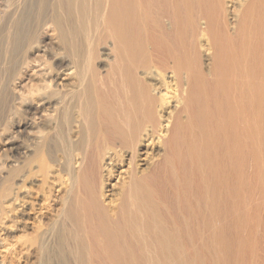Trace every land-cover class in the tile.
I'll list each match as a JSON object with an SVG mask.
<instances>
[{
	"label": "bare ground",
	"instance_id": "bare-ground-1",
	"mask_svg": "<svg viewBox=\"0 0 264 264\" xmlns=\"http://www.w3.org/2000/svg\"><path fill=\"white\" fill-rule=\"evenodd\" d=\"M262 183L264 0H0V264H264Z\"/></svg>",
	"mask_w": 264,
	"mask_h": 264
},
{
	"label": "rangeland",
	"instance_id": "rangeland-1",
	"mask_svg": "<svg viewBox=\"0 0 264 264\" xmlns=\"http://www.w3.org/2000/svg\"><path fill=\"white\" fill-rule=\"evenodd\" d=\"M243 192L244 219L247 229L258 237H264V183L257 188H243ZM248 231L243 232L244 235Z\"/></svg>",
	"mask_w": 264,
	"mask_h": 264
}]
</instances>
